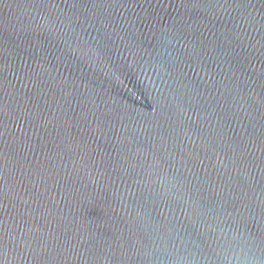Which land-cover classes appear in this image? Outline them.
<instances>
[{"label": "water", "instance_id": "water-1", "mask_svg": "<svg viewBox=\"0 0 264 264\" xmlns=\"http://www.w3.org/2000/svg\"><path fill=\"white\" fill-rule=\"evenodd\" d=\"M0 264H264V0H0Z\"/></svg>", "mask_w": 264, "mask_h": 264}]
</instances>
